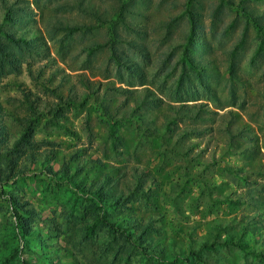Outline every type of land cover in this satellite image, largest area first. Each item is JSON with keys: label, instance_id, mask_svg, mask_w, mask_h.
Masks as SVG:
<instances>
[{"label": "rangeland", "instance_id": "rangeland-1", "mask_svg": "<svg viewBox=\"0 0 264 264\" xmlns=\"http://www.w3.org/2000/svg\"><path fill=\"white\" fill-rule=\"evenodd\" d=\"M30 1L40 7L30 28L44 32L48 50L0 82V101L17 137L24 95L44 104L34 136L51 153L0 187V264H264V31L251 17L264 18V0H177L176 8L173 0H132L123 14L147 32L149 51L146 59L123 45L144 71L143 79L124 72L132 87L120 81L108 25L66 9V0ZM94 1L114 11L130 3ZM191 9L203 16L198 39ZM65 18L78 21L62 27ZM195 59L206 68L192 66ZM181 105L197 114L187 117ZM67 163L70 182L61 174ZM106 178L115 193L131 188L125 211L87 193ZM129 218L152 221L149 244L167 259L117 226ZM231 232L238 243L226 245Z\"/></svg>", "mask_w": 264, "mask_h": 264}, {"label": "trees", "instance_id": "trees-1", "mask_svg": "<svg viewBox=\"0 0 264 264\" xmlns=\"http://www.w3.org/2000/svg\"><path fill=\"white\" fill-rule=\"evenodd\" d=\"M121 1V0H120ZM129 5L123 4L117 10H109V8H101L97 5V2L93 0H66L64 5L66 9H76L83 15L93 16L103 24L108 25V32L110 36V46L113 50L114 60L118 65V75L121 83L132 87L133 84L128 82L124 77V72L130 73L133 77L143 79L144 71L140 67V64L135 59L127 55L126 50L123 49V45L126 44L129 48L135 49L138 53L143 55L146 59H149V51L144 44L143 39L148 35L147 32L141 30V25L129 22L126 20L123 12H130L133 6L132 0ZM168 1V0H167ZM173 7H177V0H173ZM30 0H0V82L9 75L19 74L24 65L30 66L31 59L33 57H42L46 55L48 47L45 42L44 32L38 29L32 31L30 26L36 22L37 13L35 9L40 10L38 4H35ZM198 7V10H202ZM202 14L198 11L189 10V22L191 25V31L195 36V39L201 37V25ZM255 25L264 31V18L261 15H251ZM66 20V22H64ZM62 21V27H70L67 23H76L77 19L65 18ZM113 20L117 21V24L122 27V30H130L139 38H128L120 30L116 28ZM77 26L76 29H79ZM129 31V32H130ZM194 55L200 53L197 43L193 45ZM191 65L197 69V65L205 69L206 64L201 60H191ZM198 83L201 86H207L206 78L204 76H197ZM130 91V90H129ZM132 93V92H130ZM148 98L150 103H154L158 106L157 98L150 94ZM181 100V98H180ZM131 101H134L138 105L141 103L142 98L140 93L136 95L132 94ZM44 104L40 102L38 98L35 99V95L32 92H28L24 95L23 102L18 110H15L14 117L21 127L20 136L13 134L10 127L6 123V116L8 115L3 103L0 101V187L8 185L10 182L25 177L29 172L31 165L44 164L49 161V148H44L42 144L47 146L50 143L46 140L37 141L34 136V128L37 121L45 116L42 110ZM187 117H194L197 114L196 106H184L180 107ZM181 112V110L179 111ZM51 114V112H50ZM37 117L39 120H37ZM41 144V146H39ZM77 171L82 170L84 165L80 168V164H77ZM70 167L64 164L61 170L63 178L66 181H72L70 174ZM139 180L143 181L144 178L139 176ZM114 185L115 181L112 178H106V181H100L94 185L97 187L93 192H87L92 196H96L98 201L103 203V207L116 210L121 208V211H125V207L131 201L132 195L131 188L127 187V191H121L115 193L113 188H107L106 185ZM89 191V190H88ZM2 194V192H1ZM12 200L13 212L23 211L22 205L17 197ZM152 220V219H151ZM151 222H144V219L129 218L128 220H121L117 222V226L128 231V235L135 241L136 244L144 246L145 250L152 251L154 255L159 256V259H167L163 252H160L156 245L149 244L148 233L153 231ZM25 231H31L32 226L30 222H23ZM226 245H235L237 240L235 239V232L226 233L223 240ZM240 242V241H239ZM208 245V244H207ZM206 245V246H207ZM210 245V244H209ZM193 255V254H191Z\"/></svg>", "mask_w": 264, "mask_h": 264}]
</instances>
